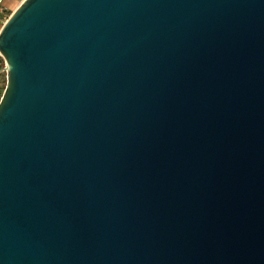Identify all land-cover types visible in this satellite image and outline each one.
Wrapping results in <instances>:
<instances>
[{
	"label": "water",
	"instance_id": "water-1",
	"mask_svg": "<svg viewBox=\"0 0 264 264\" xmlns=\"http://www.w3.org/2000/svg\"><path fill=\"white\" fill-rule=\"evenodd\" d=\"M0 56V264H264V0H24Z\"/></svg>",
	"mask_w": 264,
	"mask_h": 264
},
{
	"label": "rangeland",
	"instance_id": "rangeland-1",
	"mask_svg": "<svg viewBox=\"0 0 264 264\" xmlns=\"http://www.w3.org/2000/svg\"><path fill=\"white\" fill-rule=\"evenodd\" d=\"M24 0H11L9 4H6L3 2L4 12L0 17L2 18L3 22H7L8 19L11 17V15L16 11V9L23 3ZM2 26V25H1ZM2 27H0L1 31ZM1 57V56H0ZM4 67V70H3ZM0 100L3 96V93L5 91L6 85H7V74L5 72V61L1 57L0 62Z\"/></svg>",
	"mask_w": 264,
	"mask_h": 264
},
{
	"label": "built area",
	"instance_id": "built-area-1",
	"mask_svg": "<svg viewBox=\"0 0 264 264\" xmlns=\"http://www.w3.org/2000/svg\"><path fill=\"white\" fill-rule=\"evenodd\" d=\"M3 12H4L3 0H0V15H2ZM5 23L6 22H3L2 18L0 17V27H3Z\"/></svg>",
	"mask_w": 264,
	"mask_h": 264
},
{
	"label": "crops",
	"instance_id": "crops-1",
	"mask_svg": "<svg viewBox=\"0 0 264 264\" xmlns=\"http://www.w3.org/2000/svg\"><path fill=\"white\" fill-rule=\"evenodd\" d=\"M3 2H5L6 4H9L11 0H3Z\"/></svg>",
	"mask_w": 264,
	"mask_h": 264
},
{
	"label": "trees",
	"instance_id": "trees-1",
	"mask_svg": "<svg viewBox=\"0 0 264 264\" xmlns=\"http://www.w3.org/2000/svg\"><path fill=\"white\" fill-rule=\"evenodd\" d=\"M0 62H1V57H0ZM3 70H4V67H3ZM1 76V75H0Z\"/></svg>",
	"mask_w": 264,
	"mask_h": 264
}]
</instances>
